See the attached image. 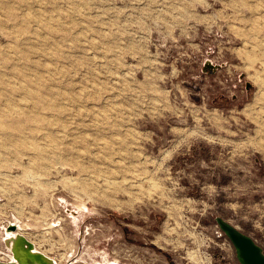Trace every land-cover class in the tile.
Here are the masks:
<instances>
[{
    "label": "rangeland",
    "instance_id": "rangeland-1",
    "mask_svg": "<svg viewBox=\"0 0 264 264\" xmlns=\"http://www.w3.org/2000/svg\"><path fill=\"white\" fill-rule=\"evenodd\" d=\"M264 251V0H0V260L241 264Z\"/></svg>",
    "mask_w": 264,
    "mask_h": 264
},
{
    "label": "water",
    "instance_id": "water-1",
    "mask_svg": "<svg viewBox=\"0 0 264 264\" xmlns=\"http://www.w3.org/2000/svg\"><path fill=\"white\" fill-rule=\"evenodd\" d=\"M217 222L234 245L241 264H264V251L250 236L222 218H218ZM0 264L12 263L0 261Z\"/></svg>",
    "mask_w": 264,
    "mask_h": 264
},
{
    "label": "bare ground",
    "instance_id": "bare-ground-1",
    "mask_svg": "<svg viewBox=\"0 0 264 264\" xmlns=\"http://www.w3.org/2000/svg\"><path fill=\"white\" fill-rule=\"evenodd\" d=\"M7 236L8 238H12V244L10 246L11 259L8 261V263L54 264L52 259L37 251L34 245L21 234L10 235V233L7 232Z\"/></svg>",
    "mask_w": 264,
    "mask_h": 264
}]
</instances>
